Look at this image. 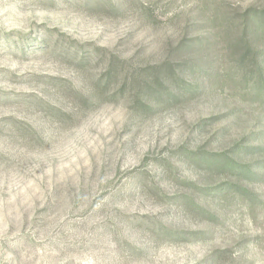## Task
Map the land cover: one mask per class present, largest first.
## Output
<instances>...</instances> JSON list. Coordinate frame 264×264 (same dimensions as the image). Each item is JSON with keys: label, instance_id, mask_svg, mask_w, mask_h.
<instances>
[{"label": "rangeland", "instance_id": "rangeland-1", "mask_svg": "<svg viewBox=\"0 0 264 264\" xmlns=\"http://www.w3.org/2000/svg\"><path fill=\"white\" fill-rule=\"evenodd\" d=\"M0 264H264V0H0Z\"/></svg>", "mask_w": 264, "mask_h": 264}, {"label": "trees", "instance_id": "trees-1", "mask_svg": "<svg viewBox=\"0 0 264 264\" xmlns=\"http://www.w3.org/2000/svg\"><path fill=\"white\" fill-rule=\"evenodd\" d=\"M239 43V44H238ZM238 43H236V46H245V48L250 51V42L247 40V41H244V38L241 37V40L238 41ZM181 65V64H180Z\"/></svg>", "mask_w": 264, "mask_h": 264}]
</instances>
